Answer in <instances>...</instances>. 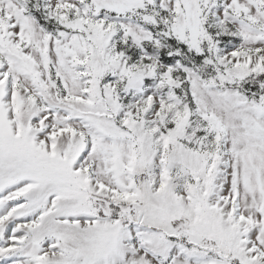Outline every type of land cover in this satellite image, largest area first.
<instances>
[{"label":"snow or ice","instance_id":"6c2138e0","mask_svg":"<svg viewBox=\"0 0 264 264\" xmlns=\"http://www.w3.org/2000/svg\"><path fill=\"white\" fill-rule=\"evenodd\" d=\"M0 264H264V0H0Z\"/></svg>","mask_w":264,"mask_h":264}]
</instances>
